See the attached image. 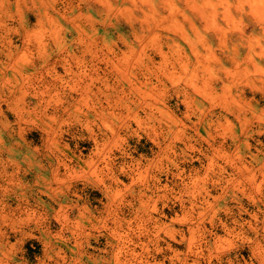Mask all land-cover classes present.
<instances>
[{
    "label": "rangeland",
    "instance_id": "obj_1",
    "mask_svg": "<svg viewBox=\"0 0 264 264\" xmlns=\"http://www.w3.org/2000/svg\"><path fill=\"white\" fill-rule=\"evenodd\" d=\"M0 264H264V0H0Z\"/></svg>",
    "mask_w": 264,
    "mask_h": 264
}]
</instances>
